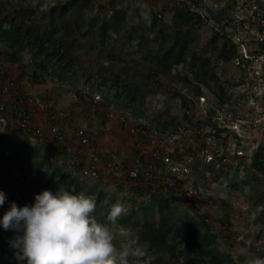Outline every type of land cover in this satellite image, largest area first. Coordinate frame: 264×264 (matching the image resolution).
Wrapping results in <instances>:
<instances>
[{
	"label": "rangeland",
	"instance_id": "1",
	"mask_svg": "<svg viewBox=\"0 0 264 264\" xmlns=\"http://www.w3.org/2000/svg\"><path fill=\"white\" fill-rule=\"evenodd\" d=\"M68 1L0 0V19H5L9 12L29 9L33 24L42 33L59 28L63 39L74 43L72 51L76 61L71 73L74 76L69 82H60L50 75L51 69L44 71L35 65L30 50L22 52L15 62L8 47L2 44L0 51L6 71L14 78L20 95L41 97L43 107L35 110V121L41 115H48L54 125L70 133L69 141L75 139L71 135H75L77 127L84 129L90 140L88 147H83L79 140V147L69 143L73 148L69 155L65 151L68 146L56 142L51 135L34 138L0 127V191L6 196L5 203L0 206V217L13 202L17 207L31 206L34 196L42 190L55 193L61 186L69 191L79 189L95 197V215L102 223H109L107 214L113 203L119 201L125 205L126 214L116 225H110L117 234V246H120L123 239L119 236L120 231L138 241L143 222L159 219L157 203L151 200L152 194L159 192L158 196L170 200L167 213L173 215V223L178 224V229L196 228L204 220L217 235L213 249L229 255L231 264H247L250 259L264 258V171L252 166L254 155L257 160L264 155V130L245 134L246 141L258 148L252 158L240 164L230 160L219 165H206L196 156L189 175L177 180L170 188H166V179L159 173L150 184L143 176L136 181L127 180L125 176L118 178L101 166L98 169L103 175L95 180L83 177L76 170L78 164L88 165L93 151L113 152L118 163L130 167L137 132L141 129L158 128L157 120H160L162 124L167 123L166 131L172 132L175 128L172 117L184 127L190 117L192 123L186 127L193 129V122L203 120L206 110L213 108L219 96L225 100L237 97L239 72L230 59H219L225 41L234 30L230 21L237 0H115L114 8L122 14L123 20L114 28L111 27V0H81L85 3L82 9L78 10L76 5L65 15L70 27L65 32L61 21L51 22L49 12L58 2ZM184 4L199 13L202 20L190 29L185 64L174 66L169 75H153L150 56L164 47L159 32L172 33V10ZM154 15L162 23L157 21L155 32H152L150 26ZM103 25L104 36L101 37L99 29ZM226 47L230 49L229 41ZM205 60H208V85L193 78L191 66H198ZM110 71L120 76V90L130 84L138 95L143 94L144 115L134 117L129 107H123L122 98L113 100L116 89H110L109 80L105 81L110 78ZM183 77H187L192 85H184ZM104 81L105 85L98 87ZM145 82L147 86L143 85ZM195 86L207 96V105L196 103ZM218 86L223 89V95ZM96 96L99 102L94 103ZM183 97L186 108L182 107ZM190 108L187 116L185 112ZM112 143L116 144L114 151L108 148ZM187 147H192L189 140L185 144ZM171 195L176 200L171 199ZM15 235L17 233L12 230L5 231L0 227V242H9ZM180 250L177 248L176 252ZM154 258L147 246L139 243L130 257L133 264L142 263V259L147 264H155ZM164 258L169 264H184L183 259L176 261L168 254ZM4 260L0 258V264H7ZM203 264H209L208 260Z\"/></svg>",
	"mask_w": 264,
	"mask_h": 264
},
{
	"label": "built area",
	"instance_id": "2",
	"mask_svg": "<svg viewBox=\"0 0 264 264\" xmlns=\"http://www.w3.org/2000/svg\"><path fill=\"white\" fill-rule=\"evenodd\" d=\"M230 24L234 25V30L228 41L235 52L230 60L239 72L237 97L223 102L216 100L213 108L206 110L203 120L193 122V129L186 127L192 123L190 117L185 127L178 125L172 132H162L154 126L141 129L137 132L130 167L118 163L113 153L93 151L88 165L81 169L83 177L99 179L103 175L98 169L101 166L118 178L125 176L127 180L136 181L143 176L153 184L151 181L159 173L170 188L189 175L196 156L206 165L230 160L240 164L252 158L258 148L246 141V135L264 130V0H237ZM184 95L188 98L187 93ZM206 97L196 96V103L207 105ZM98 100L96 96L94 103ZM40 107H43L40 96L20 95L0 52V127L34 138L51 135L56 142L62 143L67 131L54 125L48 115L34 120L35 110ZM190 112L191 108L185 113L189 116ZM74 132L83 147L90 146L84 129L77 127ZM188 140L191 148H185ZM65 151L72 153L73 148L68 146ZM260 161L264 165V155Z\"/></svg>",
	"mask_w": 264,
	"mask_h": 264
},
{
	"label": "trees",
	"instance_id": "3",
	"mask_svg": "<svg viewBox=\"0 0 264 264\" xmlns=\"http://www.w3.org/2000/svg\"><path fill=\"white\" fill-rule=\"evenodd\" d=\"M114 2L115 0H111L110 2L112 6L111 21L113 22L111 27L113 28L123 20L122 14L117 12L114 8ZM76 5L79 6L78 10H80L85 6V3H81V0H70L66 3L58 2L49 12L51 22L54 23V20H57L56 22L61 21L59 22L61 23V27L67 32L70 27L69 22H67L68 19H65V15ZM31 19L32 12L24 8L15 10L14 13L9 12L5 19H0V45L3 44L11 50L10 55L14 62L17 61V57L22 52L30 50L32 62L35 65L44 71L51 69L52 73L50 75L60 82H69L74 76L71 73L76 61V57L72 51L74 43L66 42L60 35L61 30L59 28H52L49 32L42 33L39 28L33 24ZM157 21L162 23V20L154 15L150 26L152 32H155ZM201 21L200 14L194 11L189 5L184 4L173 8V31L171 34L159 32L163 39L164 47L159 48L150 56L153 75H169L174 66L178 67L185 64V57L188 53V46L191 40L190 29ZM104 25L107 26L108 23ZM104 25L99 29V35L101 37L104 36ZM77 28L80 29L79 25H77ZM184 29H187V32H185ZM34 37L37 40L33 42L32 39ZM221 37L225 38L224 35ZM227 43L228 41L226 40L219 54V59L225 61L231 59L235 53L232 45L230 49L227 50ZM191 66L193 69V78L203 85H208V60L200 63L198 66L194 64ZM110 72V78H106L105 81L109 80L110 89H116V93L112 96L113 100L116 101L122 98V102H124L123 107H129L134 117H141L144 115L143 103L141 101V95L143 94L138 95L131 88L133 85L130 86V84L128 85L129 87L125 85L124 89L120 90V76L114 74L112 71ZM211 78L212 77H210V79ZM182 80L184 81V85H192L187 77H183ZM105 81L99 83L98 87L104 86ZM143 85L147 86V83L145 82ZM218 88L223 95V89L219 86ZM193 90L196 96H200L204 93L198 86L193 87ZM182 99V107L186 108V100L184 97ZM218 99L220 102L225 100L223 96H219ZM171 119L172 125L175 124L174 127L176 128L179 124L178 119L175 117ZM157 125L159 131H166L167 123L162 124L160 120H157ZM252 166L261 172L264 171V165L260 160H257V155H254ZM83 167V164H78L76 165V170L81 172ZM75 191L78 192L79 189H75ZM158 195H160L159 192L153 193L151 200L157 203L159 219L157 221L145 220L138 234V243L147 246L148 252L155 256V264H169L164 258L166 254L175 258L176 261H179L180 258L183 259L184 264H203L206 259L209 264H231L232 260L229 255H224L218 250L213 249V246L217 243V235L212 232L211 228L206 225L204 220L201 225L196 228L191 229L186 227L179 230L178 224H175V222L173 223V215L167 213L170 200ZM170 198L176 200V197L173 198L172 195ZM13 238L14 237H11V239ZM174 243L178 245H174ZM176 247L181 249L180 252H176ZM13 252L14 249L10 247L9 242H0V258H5L4 261L7 264H15L18 262L14 258ZM138 264L147 263L142 259V263Z\"/></svg>",
	"mask_w": 264,
	"mask_h": 264
},
{
	"label": "clouds",
	"instance_id": "4",
	"mask_svg": "<svg viewBox=\"0 0 264 264\" xmlns=\"http://www.w3.org/2000/svg\"><path fill=\"white\" fill-rule=\"evenodd\" d=\"M5 200L0 191V206ZM95 211L94 196L61 186L55 193L42 190L31 206L11 203L0 217V227L17 233L9 245L23 264H133L130 257L137 239L120 231L123 239L117 246V234L110 226L126 214L125 205L119 201L111 205L108 224L100 222ZM247 264H264V258Z\"/></svg>",
	"mask_w": 264,
	"mask_h": 264
},
{
	"label": "crops",
	"instance_id": "5",
	"mask_svg": "<svg viewBox=\"0 0 264 264\" xmlns=\"http://www.w3.org/2000/svg\"><path fill=\"white\" fill-rule=\"evenodd\" d=\"M58 125H59V123H58ZM68 133V132H67ZM69 135H70V133H68L67 135H66V137L64 138V140H63V144L64 145H67V146H72V145H69V143H71V144H77V147H79V145H78V139H77V137L75 136V135H71V136H74L75 137V139L73 140V141H69L68 139H67V137H69ZM73 137V138H74ZM116 144L115 143H112V144H110L109 146H108V148H110V149H114L115 150V148H116V146H115ZM112 150H110V151H112ZM113 150V151H114ZM105 152H108V153H113V152H109V151H105Z\"/></svg>",
	"mask_w": 264,
	"mask_h": 264
}]
</instances>
